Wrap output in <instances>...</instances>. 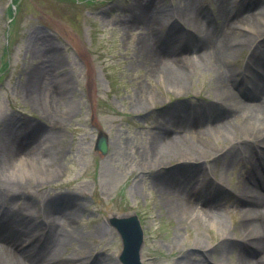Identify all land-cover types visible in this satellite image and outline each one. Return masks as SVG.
<instances>
[{
  "label": "rangeland",
  "instance_id": "rangeland-1",
  "mask_svg": "<svg viewBox=\"0 0 264 264\" xmlns=\"http://www.w3.org/2000/svg\"><path fill=\"white\" fill-rule=\"evenodd\" d=\"M261 2L231 0V12L250 4L259 10ZM146 4L144 29L156 15H164L160 20L164 25L154 26L158 38L152 42L157 49L163 47L161 39L166 42L174 19L179 22L174 40L193 29L176 15L184 0H0V153L14 136L25 142L33 134L32 140L38 142L22 149L20 167L0 176V210H12L14 218L25 215L37 228L48 214L64 216L57 223V229L67 234L60 256L70 260L59 264H121V241L111 220L131 216L142 231L141 264H244L241 231L236 230L240 215L231 203L245 185L247 164L241 159L255 157L249 152L253 146L244 150L239 141L206 139L213 155L204 163L183 160L191 154L163 158L154 151L153 137L169 127L177 106L187 115L216 98L210 77L203 73L188 79L182 90L167 87L158 73L146 76L138 47L146 29L133 24L135 13ZM194 6L198 14L207 10L209 15L201 14L204 23L216 27L217 0H196ZM262 21L254 22L261 30ZM233 30L239 35L248 32L240 26ZM249 53L250 48L235 54L241 85L250 75L247 68L243 71ZM29 73L44 83V90L35 92L39 101L29 98ZM226 115L222 121L233 117ZM98 132L106 136L105 155L95 150ZM39 147V158L24 160ZM257 148L264 150V145ZM227 150L234 163L223 172L222 153ZM184 162L199 169L189 186L193 181L221 185L222 201L205 197L220 201L222 217L235 226L227 231L229 237H221L206 223L198 226L199 220L188 219V211H173L160 198L159 185L166 183L169 173L176 175ZM202 199L201 193L193 195L195 202ZM42 230L47 233L48 228ZM29 234L16 243L21 256L29 244L21 241ZM7 238L0 232V242ZM222 248L228 250L222 253Z\"/></svg>",
  "mask_w": 264,
  "mask_h": 264
},
{
  "label": "bare ground",
  "instance_id": "bare-ground-1",
  "mask_svg": "<svg viewBox=\"0 0 264 264\" xmlns=\"http://www.w3.org/2000/svg\"><path fill=\"white\" fill-rule=\"evenodd\" d=\"M195 1L184 0V8H181L178 14L176 13L193 29L187 30L181 40H174L175 30L179 24L174 19L169 27L170 34L166 42L163 39L159 42L163 46L161 50L153 45L152 39L157 43L158 37L154 36V26L157 29L160 25H164V22H160L164 15H156L146 25L145 32L144 19L149 11L146 4L135 13L133 24L145 32L139 39L138 47L146 64V76L158 73L162 82L175 90L186 88L187 80L198 73L210 77L211 91L216 101L194 108L191 118H189L190 114H183L181 106H177L176 112L171 115L168 121L169 127L161 128L152 141L154 151L156 150L163 158L191 154L192 158L183 160L202 159L204 163L210 155H213L210 148L205 145L206 139L212 140V142H222L226 139H229V142L239 141L244 150L248 149V146H254L253 149L258 150L257 146L264 145V69L262 68V64L264 66V36H262L264 29L261 30L258 24H254V22L264 20V0L262 2L259 0L261 2L259 10L250 4L242 10L232 12L229 7L231 0H217L218 13L214 15L216 27L212 23H204L201 14H209L205 13L207 10L198 14L194 8ZM225 11H227L226 15H224ZM140 16L142 17L140 18ZM262 22L264 23V21ZM235 26L245 28L248 34H237L233 30ZM249 48L250 58L243 71H246L247 68L250 75L246 83L243 84V92L241 74L234 66L235 54ZM88 67L89 74L91 68ZM28 82L30 83L29 98L32 97L39 101L35 92L37 95L44 90L41 77L29 73ZM238 91L242 93L243 99L237 94ZM226 114L233 116L234 120L232 121L233 117H231L222 121ZM206 122L214 123L204 126L203 123ZM34 137L33 134L29 135L28 140L21 142L14 136L2 145L0 176L21 166V156L24 155V153L20 155L22 149L26 145L32 148L33 145L38 144L37 141L32 140ZM39 149L40 147L34 154L26 153L24 160L29 161L32 157L39 158L41 151ZM45 155V160L48 161L47 153ZM222 155L224 156L222 164L224 171L221 170L225 172L233 165L234 160L228 150ZM217 159L218 157L213 158V160ZM246 163L248 162L246 161ZM188 164L185 162L180 164L176 175L172 176L170 173L166 175V183L159 185L160 198L165 200L173 211H188L190 214L188 219L191 220L193 216V220H199L198 226L206 223L216 228L221 237H229L227 231L232 230L235 226L233 227V223L227 217H222L224 210H220L222 207L220 201L206 198L207 196L219 197L222 195V191L217 184H214V188L211 189L204 187L201 203L193 201L192 187L189 186V181L193 172H197L199 169ZM247 175L249 181L242 187L241 194L235 202L231 203V207H234L240 215L236 230L237 232L241 231L239 236L241 251L245 250L244 264H264V163L256 166L249 165ZM205 186L208 184L205 183ZM22 209L25 210L26 207ZM14 215L12 210L0 211V232L8 234L7 240L0 242V264H40V262H43L42 264H59L61 261L70 260L60 256L61 246L67 234L57 229V223L60 219L64 220V216L48 214L47 218L42 217L38 222L40 233L35 222L27 221L25 215L23 217L16 215V218L13 217ZM43 227L48 228L47 233H44ZM25 232L31 233L27 236V239L31 240L22 250L26 251L24 252L26 255L21 256L17 250L19 245L16 246V243L23 238ZM42 236L43 239H41ZM36 240H40L38 245H36ZM22 241L21 243H23ZM229 246L232 248V245ZM207 249L210 251L212 248ZM226 250L228 249L222 248L221 252L224 253ZM94 259L97 260L98 257L96 256ZM101 264L111 263L108 261ZM186 264L200 263L187 262Z\"/></svg>",
  "mask_w": 264,
  "mask_h": 264
},
{
  "label": "water",
  "instance_id": "water-1",
  "mask_svg": "<svg viewBox=\"0 0 264 264\" xmlns=\"http://www.w3.org/2000/svg\"><path fill=\"white\" fill-rule=\"evenodd\" d=\"M97 148L104 153L106 148L104 137L98 140ZM112 224L118 229L122 239L123 252L120 260L123 264H131L137 260L138 250L141 244V231L136 218L113 220Z\"/></svg>",
  "mask_w": 264,
  "mask_h": 264
}]
</instances>
